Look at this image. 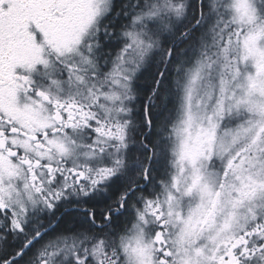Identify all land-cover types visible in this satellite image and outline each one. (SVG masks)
I'll list each match as a JSON object with an SVG mask.
<instances>
[{
	"label": "snow or ice",
	"instance_id": "snow-or-ice-1",
	"mask_svg": "<svg viewBox=\"0 0 264 264\" xmlns=\"http://www.w3.org/2000/svg\"><path fill=\"white\" fill-rule=\"evenodd\" d=\"M0 264H264V0H0Z\"/></svg>",
	"mask_w": 264,
	"mask_h": 264
}]
</instances>
